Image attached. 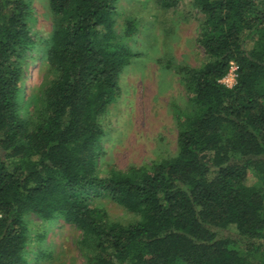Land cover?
I'll list each match as a JSON object with an SVG mask.
<instances>
[{"label":"trees","instance_id":"1","mask_svg":"<svg viewBox=\"0 0 264 264\" xmlns=\"http://www.w3.org/2000/svg\"><path fill=\"white\" fill-rule=\"evenodd\" d=\"M183 0H156L177 9ZM259 0H193L199 68L179 73L192 111L176 154L100 177L101 118L135 54L116 32L118 0H48L49 84L25 120L31 0H0V264H27L24 216L62 218L91 247L86 264H264V10ZM238 67L233 88L222 80ZM40 91V90H39ZM253 174L257 184L249 186ZM108 198L135 220L113 222Z\"/></svg>","mask_w":264,"mask_h":264},{"label":"rangeland","instance_id":"2","mask_svg":"<svg viewBox=\"0 0 264 264\" xmlns=\"http://www.w3.org/2000/svg\"><path fill=\"white\" fill-rule=\"evenodd\" d=\"M30 30L35 46L25 60V93L19 101L25 120L33 114L43 90L49 84L47 52L53 35V18L48 0H31ZM264 10V0L258 1ZM116 32L122 37L127 19H136L140 31L123 40L135 54L121 75V95L101 118L104 136L98 145L100 177L110 171L151 166L177 152L179 121L192 111L179 70L199 68L207 58L197 43L203 16L193 0H183L171 11L159 9L156 0H118ZM40 90V91H39ZM258 179L250 174L249 186ZM113 222L129 224L135 217L108 198L97 197ZM27 242L23 254L27 264H86L91 247L82 232L62 218L46 221L24 216Z\"/></svg>","mask_w":264,"mask_h":264},{"label":"built area","instance_id":"3","mask_svg":"<svg viewBox=\"0 0 264 264\" xmlns=\"http://www.w3.org/2000/svg\"><path fill=\"white\" fill-rule=\"evenodd\" d=\"M237 77H238V67L235 64H232L228 76L222 80V83L227 88H233L236 85Z\"/></svg>","mask_w":264,"mask_h":264}]
</instances>
